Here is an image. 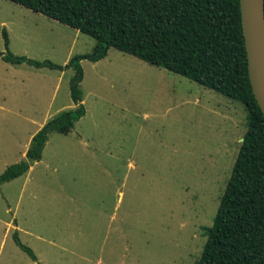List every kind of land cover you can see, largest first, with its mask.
I'll return each mask as SVG.
<instances>
[{
	"label": "rangeland",
	"instance_id": "obj_1",
	"mask_svg": "<svg viewBox=\"0 0 264 264\" xmlns=\"http://www.w3.org/2000/svg\"><path fill=\"white\" fill-rule=\"evenodd\" d=\"M66 65L96 39L0 0V52ZM85 115L0 185V264H193L248 126L237 100L116 48L81 62ZM70 69L0 59V175L74 109ZM37 258L33 262L13 241Z\"/></svg>",
	"mask_w": 264,
	"mask_h": 264
},
{
	"label": "trees",
	"instance_id": "obj_2",
	"mask_svg": "<svg viewBox=\"0 0 264 264\" xmlns=\"http://www.w3.org/2000/svg\"><path fill=\"white\" fill-rule=\"evenodd\" d=\"M96 39L88 54L66 65L36 61L9 51L0 59L10 65L63 72L70 69L69 94L74 109L47 121L32 137L25 159L8 166L0 185L26 174L42 157L51 133L66 135L85 115L80 84L81 62L96 63L110 48L242 103L248 111L243 135L213 222L202 230L206 241L193 264H264V115L259 109L247 71L239 0H8ZM13 241L33 262V251L17 232Z\"/></svg>",
	"mask_w": 264,
	"mask_h": 264
},
{
	"label": "water",
	"instance_id": "obj_3",
	"mask_svg": "<svg viewBox=\"0 0 264 264\" xmlns=\"http://www.w3.org/2000/svg\"><path fill=\"white\" fill-rule=\"evenodd\" d=\"M239 3L249 83L264 115V0H239Z\"/></svg>",
	"mask_w": 264,
	"mask_h": 264
},
{
	"label": "crops",
	"instance_id": "obj_4",
	"mask_svg": "<svg viewBox=\"0 0 264 264\" xmlns=\"http://www.w3.org/2000/svg\"><path fill=\"white\" fill-rule=\"evenodd\" d=\"M34 135H35V134H34ZM34 135H33V136H34ZM33 136L30 137V141H31V139H32ZM29 144H30V142H29ZM29 144H28V147H29ZM28 147H27V149H26V152H27V150H28ZM26 152H25V155H26Z\"/></svg>",
	"mask_w": 264,
	"mask_h": 264
}]
</instances>
